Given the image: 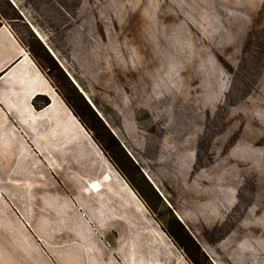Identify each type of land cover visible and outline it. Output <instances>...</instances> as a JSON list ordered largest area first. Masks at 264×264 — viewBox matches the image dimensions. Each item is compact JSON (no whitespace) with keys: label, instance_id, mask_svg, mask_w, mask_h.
Instances as JSON below:
<instances>
[{"label":"rangeland","instance_id":"1","mask_svg":"<svg viewBox=\"0 0 264 264\" xmlns=\"http://www.w3.org/2000/svg\"><path fill=\"white\" fill-rule=\"evenodd\" d=\"M0 25L65 101L70 87L51 57L137 166L154 229L174 215L200 264H264V0H0ZM8 203L0 264L41 261L29 246L48 253L50 239L23 235L19 223L31 227Z\"/></svg>","mask_w":264,"mask_h":264},{"label":"crops","instance_id":"2","mask_svg":"<svg viewBox=\"0 0 264 264\" xmlns=\"http://www.w3.org/2000/svg\"><path fill=\"white\" fill-rule=\"evenodd\" d=\"M79 172L81 180L70 176ZM0 184V201L31 227L19 223L23 235L50 239L48 253L29 246L41 260L33 264H190L154 229L136 191L7 25H0ZM107 236L113 246L100 239Z\"/></svg>","mask_w":264,"mask_h":264},{"label":"trees","instance_id":"3","mask_svg":"<svg viewBox=\"0 0 264 264\" xmlns=\"http://www.w3.org/2000/svg\"><path fill=\"white\" fill-rule=\"evenodd\" d=\"M42 50L45 52V49L42 48ZM37 57H40L39 54L35 53ZM47 55V54H46ZM48 59L52 62V64L56 67V69L60 72V74L63 76L64 85L66 87L67 91L71 94L73 97V94L76 95V98H72L69 93L64 96L65 102L67 105H69L74 115L78 118V120L81 122V124L87 129L92 130L93 140L100 146V148L104 151L105 154H107V158L111 160L115 166L118 168L119 171L123 173L124 176H126L127 179H125L131 188L136 190L139 194H141L142 198L145 200V202L149 205L148 199L145 197V195L139 190L137 185L135 184L131 173L133 171H136L140 177L146 182L144 176L141 174L137 166L133 163V161L127 156L125 151L121 148V146L115 141V137L109 132V130L105 127L102 120L99 118V116L96 114V112L91 108V106L88 104V102L84 99V97L79 94L77 89L74 87V85L70 82V80L67 78V76L63 73V71L57 66V64L51 59L49 55H47ZM40 99H43V104L47 105L49 103V100L46 98L38 97ZM37 100H35L36 102ZM38 107V106H37ZM97 125H99L102 129H104L108 137L112 139L116 143V147L120 148V151L123 153V156L126 157V161L128 162V165L125 166L123 160L119 159L115 152L113 151V148L107 146L104 144L103 140L97 133ZM122 175V176H123ZM150 186V185H149ZM151 188V186H150ZM159 198V197H158ZM160 199V198H159ZM161 200V199H160ZM162 201V200H161ZM151 205V204H150ZM171 212V211H170ZM173 221L171 223V226H168L166 229H163L164 232L170 237V239L174 242V244L179 248L182 249L185 253V256L187 260L191 264H200L201 258L205 255L201 251V248L199 245L194 241V239L191 237V235L187 232L183 224L174 216Z\"/></svg>","mask_w":264,"mask_h":264},{"label":"water","instance_id":"4","mask_svg":"<svg viewBox=\"0 0 264 264\" xmlns=\"http://www.w3.org/2000/svg\"><path fill=\"white\" fill-rule=\"evenodd\" d=\"M123 145V144H122ZM148 180L151 182V184L154 186V188L156 189V191L162 196L160 190L158 189V187L149 179V177L147 176Z\"/></svg>","mask_w":264,"mask_h":264},{"label":"bare ground","instance_id":"5","mask_svg":"<svg viewBox=\"0 0 264 264\" xmlns=\"http://www.w3.org/2000/svg\"><path fill=\"white\" fill-rule=\"evenodd\" d=\"M91 186H92L91 188L93 189V191H97L98 187L96 183H93Z\"/></svg>","mask_w":264,"mask_h":264}]
</instances>
